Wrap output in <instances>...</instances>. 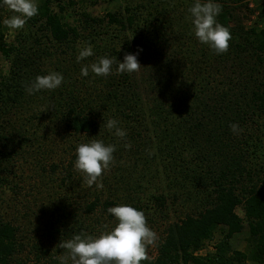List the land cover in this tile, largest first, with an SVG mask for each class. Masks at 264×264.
Returning <instances> with one entry per match:
<instances>
[{
    "label": "trees",
    "instance_id": "obj_1",
    "mask_svg": "<svg viewBox=\"0 0 264 264\" xmlns=\"http://www.w3.org/2000/svg\"><path fill=\"white\" fill-rule=\"evenodd\" d=\"M246 1L214 0L222 5L217 22L228 27L232 36L228 51L222 55H216L207 45L200 43L191 31L190 35L187 33L188 11L182 17L172 16L176 13L173 8L180 5L177 1L167 4L170 8L159 13L162 19L158 20L159 26L169 34L179 35L181 50L172 52L175 57H167L163 51L169 41L162 38V42L154 39L148 43L147 50L138 52V55H143L144 62L151 63L138 84L146 91L150 120L139 113V108L143 110L146 101H142L140 95L143 94L136 91L137 86L128 85L131 82L128 73L114 72L110 79L106 77L96 86L91 100L79 97L81 91L76 90V78L66 70H63L64 81L60 88L46 92L51 97L58 94L55 119L60 120L64 133H69V136H82L87 140L100 133V129L104 134L108 131L105 127L107 117L118 120V127L123 130L135 131L137 126L143 125L147 132L146 140L137 142L140 140L131 138L138 144L136 149L143 150L149 160L161 166L167 181L175 185L171 198L185 193V196L192 195L198 203L196 211L184 214L180 220L167 226L155 246L154 258L142 264H264V147L259 138L252 141L253 133L248 131L250 127L246 128L264 117V29H259L257 23L245 27L244 21L257 9L249 10ZM78 2L84 0H42L38 14L26 22L25 40L20 39L12 45L4 42L5 31L0 18V52L9 62V74L1 76L0 73V107L8 110L15 105L22 106L23 102L28 103L38 96L40 91L29 94L25 88L37 76L32 70H39L28 59L43 55L44 58L50 57L51 53H60L61 57L69 51L74 52L72 45L81 37V32L91 24L102 22L86 14L78 24H69L64 14ZM2 7L0 0V12ZM105 17L106 24H114L119 30L131 27L135 21L132 14L119 18L107 13ZM263 18L264 8L257 14L258 22ZM29 24L35 26V32L31 31ZM184 30L186 34L183 35ZM94 33L99 39H93V43L106 36ZM181 37L189 40L184 44ZM42 39L48 45H42ZM131 50L132 47H127L125 53H131ZM113 55L116 52L113 51ZM115 58L119 62L122 59L119 56ZM77 69L75 73L79 71ZM226 71L231 72V77L223 76L226 78L220 86L226 84L225 88L217 89V85L208 87L213 75ZM82 79L87 80L85 76ZM5 115L0 109V190L6 183L4 164L12 162L18 155L16 149H19H14L12 138L3 133V123L9 122L3 118ZM233 123L243 131L233 133L229 127ZM137 137H140L139 132ZM240 141L243 142L241 148L238 147ZM77 146H71L74 154L64 168L63 184L74 175L72 165ZM250 159L257 161L253 164ZM51 170L55 171L56 166ZM113 179L115 182L110 186L107 199L101 201L98 195L84 205L86 216L98 211L107 212L108 208L116 205L117 198L129 196L127 184L130 189V184L139 181L138 176L124 175V172L114 175ZM139 187L137 183L131 193L136 196ZM132 197L129 196V200L133 202L136 198ZM150 198L155 205L163 207L168 193L161 192ZM134 203L138 202L130 206L141 211V206ZM240 204L247 227V252L233 250L230 245L233 236L243 228V220L235 213V207ZM68 217L65 214L60 217V229L49 223V229L53 226L55 234H60V242L71 239L74 234L87 232L85 222H69ZM217 230L222 235L214 244V251L205 256L197 254L213 240ZM17 233L18 227L0 218V264H59L56 255L38 244L32 248L33 262L17 258L20 249ZM48 235L50 238L55 236L52 232Z\"/></svg>",
    "mask_w": 264,
    "mask_h": 264
},
{
    "label": "rangeland",
    "instance_id": "obj_2",
    "mask_svg": "<svg viewBox=\"0 0 264 264\" xmlns=\"http://www.w3.org/2000/svg\"><path fill=\"white\" fill-rule=\"evenodd\" d=\"M75 1L77 2V0ZM174 1L180 4L173 8L176 13L172 16L175 18L187 14V9L194 3V0H84L82 3L78 2L64 14L66 15L65 20L69 24H78V20H82V15L86 14L89 17L102 20V22L91 24L86 31L81 32V37L72 45L74 52L69 51L61 57L60 53H51L50 57L44 58L43 55L39 58L32 57L31 60L28 59V62L32 65L39 67V70H32V73L46 75L50 71H56L62 74L63 70H66V72H70V75L76 78V90L81 91L79 97L83 98V100H91L92 95L95 94V89H97L96 86L103 83L106 77L96 76L94 73L91 74V70H89V75L85 76L87 80L82 81V66H90L92 63L97 62L98 58L104 56L108 58L119 56V58L122 57L120 62H123V55L127 47H132L131 53L136 54L139 51L147 50L148 43L153 42L154 39H158V42H162V38L164 40L168 39V46H165L163 51L164 55L168 54L167 57L173 55L174 53L172 52L174 50L175 53L177 49L181 50L179 35L169 34V31L159 26L160 23L158 21L162 20L159 13L170 8L168 5ZM41 2L42 0H36L37 5ZM245 3L248 5L249 10L257 8L254 10V14L248 15V19L244 21L245 27L249 28L253 23H257L259 29H264V18L260 22L257 19L259 10L264 8V0H248ZM107 13L115 14L119 18L132 14L135 17V21L131 27L125 26V30H119L114 24H106L105 16ZM11 15L13 13L5 6L1 8L0 18L3 30L5 31L4 42L6 45H12L20 39L25 40L24 33L28 30L26 28L28 23L21 30L7 28L3 24V20ZM186 26L188 28L187 33L189 32V35L190 31L193 33L191 21H188ZM29 28L32 32L36 31L35 26L29 24ZM94 31L100 34L104 33L106 36H102V41L97 40V42L93 43V39H99ZM184 34H186L185 30L183 31ZM181 38L184 44L189 40L187 37ZM40 43L48 45V42L44 39ZM88 44L92 46L93 55L77 62L76 58L79 51ZM113 51L116 52L115 56L113 55ZM53 52L55 51L53 50ZM137 59L142 67L139 72L130 74L131 82H128V85L137 86L136 91L141 92L143 94L140 95L142 101H146V91L143 86L138 84L142 77L144 78L145 72L149 69L148 66L151 63L150 61L144 62L143 55H137ZM115 65H113V73L107 76V79H110L114 74ZM72 67L74 68L70 69ZM76 67L79 70L77 73H75ZM0 73L2 74L1 76L9 74V62L4 59L1 52ZM223 76L231 77V72L226 71L223 74L217 73L213 75L212 79H209V83L212 81L208 87L211 88L217 85V89L218 87L219 89L225 88L226 84L225 86H220L222 80L226 78ZM47 91L41 90L37 94L38 96L33 97L28 103L26 101L23 102L22 106L16 107L15 105L8 110L0 107L2 112L6 114L3 118L6 119V122L9 121L8 124L3 123V133L12 138L14 149L19 148L16 149L18 155L14 157L13 161L4 164L6 171L3 172V177L6 178V183L2 190H0V218L3 222H11L14 226L18 227L17 243L20 245V249L16 254L17 258L33 262L34 253L32 248L37 244L43 249H49V252L57 257L64 255V249L59 248L60 234L58 236L53 230L54 227L60 229L59 220L64 214L69 216L67 218L69 222H74L75 220L85 222L86 226L84 228L87 229L86 233L92 236H98L104 231L105 229L102 226L105 224L111 229L116 223L115 218L111 214L98 211L86 216L83 213V209L84 205L92 202L95 196L100 195L101 201L107 199V195L110 194L108 193L111 189L110 186L115 182L113 179L114 175L118 176L121 172H124V175L129 173L131 177L138 176L139 181L137 183L140 186V191L136 196L134 193H131V189L137 184L132 183L130 184V189H128L129 184H127L126 192L129 196H133L132 198H136L133 202L138 203L134 204L141 206V211L144 212L147 218L148 226L158 234L159 239L162 238L167 226L180 220L184 214L196 211L198 203L194 201L192 195L185 196V193H180L176 194L175 199L171 198L175 185L167 181L165 173L161 170V166L155 165L153 160H149L143 150L138 151L136 149L137 142L144 141L146 138L147 132L143 129V125H140L141 127L135 125L137 126L135 131L127 128L124 129L127 136L123 140L114 135V130H108L109 132L106 131V133L102 134L103 130L101 129L100 133L87 138V140L82 136H69V133H64L60 120L55 119L54 114L58 110L56 102L58 94L55 93L51 97V95L48 96L49 92L47 94ZM139 110L143 118L146 117L147 120H150L151 117H148L149 114L147 113L151 109L147 101L143 103V110L141 107ZM109 119L112 118L107 117L106 121ZM246 128H249L248 131L253 133L252 141L256 137L259 138L261 146L264 147V117L263 119H258L256 123L248 125ZM138 132L140 137L136 138V133ZM131 138L140 141H135L136 143H134ZM91 140H102L106 145L113 144L116 147V151L113 153L115 162L110 166L109 170L104 172L99 181L103 187H97L95 184L92 187H87L84 184L82 174L75 170L74 164L72 165L74 174L72 179L63 184L62 180L65 176L64 168L67 166V162L70 161L71 154H74L72 153L74 149H71V146L88 143ZM125 143H130L131 147L126 149L124 147ZM242 143L240 141L238 147L240 146L241 148ZM250 161L254 164L257 160L250 159ZM52 166H56V170L53 172L51 170ZM250 168L254 169V167ZM161 192L168 193V200L163 207L155 205L154 201L150 198ZM129 196L126 199L124 197L117 198L115 206L118 204L131 205L133 202L129 200ZM235 213L243 220V228L240 233L233 236L230 245L233 250L247 252V227L243 217L242 204L235 207ZM72 214H74V217H72ZM50 222L55 225L51 227L52 229H49ZM49 232L55 235L54 238L49 237ZM221 235L220 231L217 230L213 240L207 242L197 254L205 256L213 252L214 244L221 239ZM60 250H63V252L60 253ZM155 252V247L150 246L148 248L150 258H154ZM247 264L256 263L248 262Z\"/></svg>",
    "mask_w": 264,
    "mask_h": 264
},
{
    "label": "clouds",
    "instance_id": "obj_3",
    "mask_svg": "<svg viewBox=\"0 0 264 264\" xmlns=\"http://www.w3.org/2000/svg\"><path fill=\"white\" fill-rule=\"evenodd\" d=\"M2 5L13 13L3 20V24L11 30L23 29L27 20L39 11L36 0H2ZM187 11L189 15L186 20L191 21L192 31L198 41L207 45L216 55L225 54L232 36L229 28L216 19L222 11V5L214 0H194ZM92 55V46L88 44L79 51L77 62ZM137 55L125 53L123 62L107 56L100 57L90 66H82L81 75L88 76L91 70L96 76L107 77L113 73L114 64L116 74L139 72L142 66ZM63 81L61 73L50 71L46 75H37L25 88L29 94L41 90L51 91L60 87ZM118 123L115 119H109L105 127L109 131L114 130V135L123 140L127 133L118 127ZM229 127L233 133L243 131L235 123ZM124 147L130 148L131 144L125 143ZM115 151V145H106L102 140H91L77 146L74 168L82 174L87 187L94 184L103 187L99 181L114 164ZM107 212L115 218V225L111 229L107 224L103 225L105 230L98 236L81 232L74 234L71 239L61 241L59 248L64 249L65 254L58 257L59 264H142L150 260L148 248L156 246L159 236L148 226L144 212L127 204L110 207Z\"/></svg>",
    "mask_w": 264,
    "mask_h": 264
}]
</instances>
